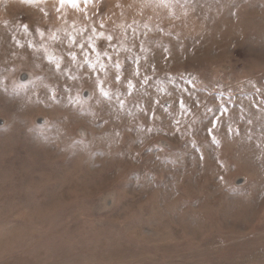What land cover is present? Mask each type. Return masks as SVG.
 <instances>
[{
    "label": "rangeland",
    "instance_id": "rangeland-1",
    "mask_svg": "<svg viewBox=\"0 0 264 264\" xmlns=\"http://www.w3.org/2000/svg\"><path fill=\"white\" fill-rule=\"evenodd\" d=\"M0 264H264V0H0Z\"/></svg>",
    "mask_w": 264,
    "mask_h": 264
}]
</instances>
